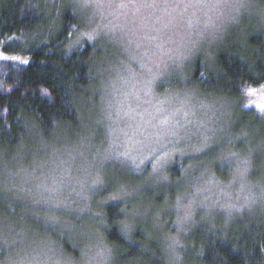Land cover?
<instances>
[{
  "label": "rangeland",
  "instance_id": "374dc122",
  "mask_svg": "<svg viewBox=\"0 0 264 264\" xmlns=\"http://www.w3.org/2000/svg\"><path fill=\"white\" fill-rule=\"evenodd\" d=\"M82 2L40 1L47 25L16 42L28 49L41 35L61 32L69 22L65 15L73 14L79 25L63 50L89 45L96 51L76 122L44 136L29 131L30 121L24 143L0 149V209L7 202L17 206L8 207L12 215L0 213V241L8 253L0 264H82L93 248L107 249L106 264H115L116 250L104 240L105 215H95L109 205L124 204L130 229L146 227L164 241L172 261L188 231H229L238 220H251L249 214L264 209V86L238 96L216 94L195 86L192 73L196 61L210 64L231 35L248 34L256 21L264 27V0H199L187 10L181 4L168 9L175 18L165 16L171 19L166 27L155 22L163 10L146 20L153 10L120 8L127 0H96L90 7ZM0 55L7 57L0 63L15 69L29 61L1 47ZM205 138L211 148L196 152ZM158 157L164 158L157 166L166 182L150 176ZM121 186L131 195L110 200ZM25 208L34 212L28 214L33 226L16 216ZM88 264H95L91 257Z\"/></svg>",
  "mask_w": 264,
  "mask_h": 264
},
{
  "label": "trees",
  "instance_id": "16d2710c",
  "mask_svg": "<svg viewBox=\"0 0 264 264\" xmlns=\"http://www.w3.org/2000/svg\"><path fill=\"white\" fill-rule=\"evenodd\" d=\"M40 1L0 0V47L8 54L29 59L17 69L13 64L0 63V83L5 86L0 88V149L12 151L24 143L30 121L33 127L29 131L35 135L37 130L44 136L61 125L74 124L81 111L82 92L92 82L91 58L96 49L86 45L71 53L63 50L73 26L79 25L78 17L72 13L65 15L69 22L58 34L41 35L28 49L16 43L47 25L39 9ZM248 30L246 35L228 37L210 64L200 60L194 63L195 86L228 96L264 86V27L256 21ZM46 37L45 43L40 42ZM123 206L109 205L100 212L105 215L107 228L104 240L116 250L115 264H264V209L249 214L251 220H238L229 231H188L183 237L186 246L172 261L164 241L150 235L146 227L142 232L130 229ZM8 207L17 209L7 202L0 213L12 215ZM16 213L34 225L28 217L34 214L31 209ZM26 224L29 223L25 221ZM124 225L129 232L122 230ZM64 249L74 257L80 255L70 247ZM7 254L0 241V260Z\"/></svg>",
  "mask_w": 264,
  "mask_h": 264
},
{
  "label": "snow or ice",
  "instance_id": "6c2138e0",
  "mask_svg": "<svg viewBox=\"0 0 264 264\" xmlns=\"http://www.w3.org/2000/svg\"><path fill=\"white\" fill-rule=\"evenodd\" d=\"M96 2V0H83L82 2V6L83 7H90L91 3ZM181 4H183V7L185 10H187V8L189 7H195V6H199V0H196L195 3H193V0H188L187 3H184V0H178V2H174V3H170L169 0H127V3H121L119 5L120 8H126L129 6H133L136 7L138 10L140 8H144V9H150L153 10L149 16L145 17L146 20H151L154 16H155V11L157 10H163L164 15L161 16H155V22L156 23H162L164 24V26L166 27L167 24L171 23V19L165 21V16L168 17H172V12H175L177 9H179L181 7ZM241 6L243 7L244 5L241 4ZM171 8L172 12H169L168 9ZM175 17H172V19H174ZM84 38H86L89 41H93L96 39V37L92 34H83ZM77 43H79V41H77ZM187 58V57H185ZM0 59H7V57H4L2 55H0ZM13 60L17 59L16 57H12ZM24 63H27V61H22ZM166 101H161L160 105L156 106V111L160 112L162 111L161 106L165 103ZM261 111L264 112V105H260ZM162 124H167L168 123V119L165 118L164 120L161 121ZM247 135V133H245V136ZM211 148V144H209L208 142V138H205V140L203 141L201 147H198L195 149L196 152H204L208 149ZM124 155H127L126 153ZM233 156H236V153H232ZM107 159V157H105ZM164 159V158H160L158 157L156 159V161L153 163L152 165V172L150 173V176H154L156 178V182L160 183V182H166L168 180V177L166 175L161 174V169L160 167H158L157 165L160 163V160ZM227 159V158H224ZM227 162L229 164H231V160H227ZM242 164L244 165V172L248 171V165H249V161L248 160H244L242 161ZM138 167V166H137ZM243 174V173H241ZM97 184H102V181L97 180L96 181ZM126 186H121V191L117 194H113L112 196L109 197L110 200L116 201V200H120L122 199L123 196H127V195H131L130 192L126 191ZM254 203V201H253ZM247 207H249V210H251V205H246ZM55 207L59 208L60 205L57 204L55 205ZM236 211H241V209H237ZM95 215L99 216L100 213H95ZM191 218V213L190 211L186 212L184 219L188 220ZM124 227L126 228L127 225H124ZM174 243H179V241L174 240Z\"/></svg>",
  "mask_w": 264,
  "mask_h": 264
},
{
  "label": "clouds",
  "instance_id": "9594fccd",
  "mask_svg": "<svg viewBox=\"0 0 264 264\" xmlns=\"http://www.w3.org/2000/svg\"><path fill=\"white\" fill-rule=\"evenodd\" d=\"M88 257H91L92 261H94L95 264H106L107 259H108V251L107 249H103V248L90 249L88 255L86 256L82 264H88Z\"/></svg>",
  "mask_w": 264,
  "mask_h": 264
}]
</instances>
